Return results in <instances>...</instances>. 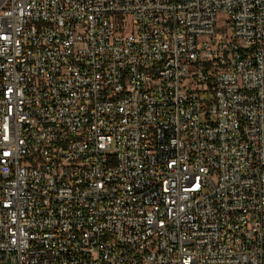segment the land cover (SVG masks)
I'll list each match as a JSON object with an SVG mask.
<instances>
[{
  "label": "built area",
  "instance_id": "obj_1",
  "mask_svg": "<svg viewBox=\"0 0 264 264\" xmlns=\"http://www.w3.org/2000/svg\"><path fill=\"white\" fill-rule=\"evenodd\" d=\"M0 264H264V0H0Z\"/></svg>",
  "mask_w": 264,
  "mask_h": 264
},
{
  "label": "rangeland",
  "instance_id": "obj_2",
  "mask_svg": "<svg viewBox=\"0 0 264 264\" xmlns=\"http://www.w3.org/2000/svg\"><path fill=\"white\" fill-rule=\"evenodd\" d=\"M206 98H207L208 100H212V99H213V95H212V94H207V95H206Z\"/></svg>",
  "mask_w": 264,
  "mask_h": 264
}]
</instances>
